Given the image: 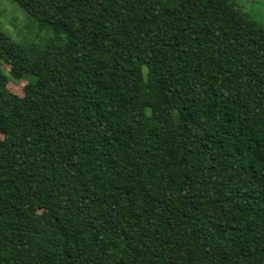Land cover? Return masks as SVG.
Segmentation results:
<instances>
[{
  "label": "trees",
  "instance_id": "16d2710c",
  "mask_svg": "<svg viewBox=\"0 0 264 264\" xmlns=\"http://www.w3.org/2000/svg\"><path fill=\"white\" fill-rule=\"evenodd\" d=\"M10 1L46 36L0 29V264H264V26L232 0Z\"/></svg>",
  "mask_w": 264,
  "mask_h": 264
},
{
  "label": "rangeland",
  "instance_id": "374dc122",
  "mask_svg": "<svg viewBox=\"0 0 264 264\" xmlns=\"http://www.w3.org/2000/svg\"><path fill=\"white\" fill-rule=\"evenodd\" d=\"M241 6L249 15L264 26V0H232ZM35 26L15 3L10 0H0V29L18 42H41L46 36L45 31L36 33ZM4 71L9 65L1 64ZM24 80L20 82L9 81L6 86L12 92L21 95Z\"/></svg>",
  "mask_w": 264,
  "mask_h": 264
}]
</instances>
